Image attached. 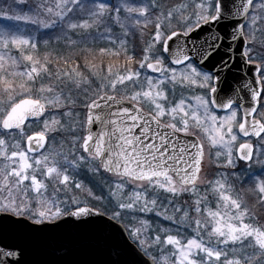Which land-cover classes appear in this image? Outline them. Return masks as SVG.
<instances>
[{
	"label": "snow or ice",
	"instance_id": "6c2138e0",
	"mask_svg": "<svg viewBox=\"0 0 264 264\" xmlns=\"http://www.w3.org/2000/svg\"><path fill=\"white\" fill-rule=\"evenodd\" d=\"M12 6L37 35L0 27V264H264V0Z\"/></svg>",
	"mask_w": 264,
	"mask_h": 264
},
{
	"label": "trees",
	"instance_id": "16d2710c",
	"mask_svg": "<svg viewBox=\"0 0 264 264\" xmlns=\"http://www.w3.org/2000/svg\"><path fill=\"white\" fill-rule=\"evenodd\" d=\"M3 2L4 3H8V2H12L13 3V0H0V3ZM4 4V5H6ZM2 4H0V7H1ZM17 11H20V9H17ZM17 26L19 27H22V28H26L27 30L31 31L33 33V27L31 24H29L27 27H23L22 25L18 24ZM49 34L47 35H43V34H39V38H49V40H54L52 41L51 44H48V45H43L41 46V49L40 51L43 53L45 51H47L48 53H50L51 55L55 56L57 55V53L59 52L61 55H67V54H70L72 52V49L70 48H65L66 51H64L63 49L62 50H59V49H55V50H50L49 49V45H53V44H60V45H63L64 46V42L63 41H56L54 39L55 35H57L58 33H54L52 30L48 31ZM104 41H100L96 47H103ZM65 47V46H64ZM131 54V53H129ZM88 60L91 61L92 63L98 65V66H103V67H106L108 65L109 62H112L114 65H123L124 64V60L123 58H119V59H114V58H110L108 56H96L95 59H93L92 56H89L88 57ZM87 74V73H86ZM92 186V185H91ZM152 219L156 220L157 222L160 221V217H155V216H152ZM165 226H169L167 222H165ZM172 230L175 231V226H172ZM189 233L185 232L184 235H188Z\"/></svg>",
	"mask_w": 264,
	"mask_h": 264
},
{
	"label": "rangeland",
	"instance_id": "374dc122",
	"mask_svg": "<svg viewBox=\"0 0 264 264\" xmlns=\"http://www.w3.org/2000/svg\"><path fill=\"white\" fill-rule=\"evenodd\" d=\"M2 1H3V0H2ZM112 2H113V3H117L118 0H112ZM0 4H2L1 7H0V9H2V10H4V11H8V14H9V15L13 14L14 12H19V11H17V8H15L14 6H12V4H13L12 2H11V3L8 2L7 4L4 3V4H6V5H4L3 2H1ZM10 6H12L11 11H9V7H10ZM24 11L26 12V11H27V8H24ZM18 24L22 25L23 27H27V26L29 25V24L25 23L24 21L8 20V19H6L3 15H0V27H3V26H17ZM32 27H33V35H37V33L35 32V26L32 25ZM48 31H50V30L40 28V30H39V34L47 35V34H49ZM39 34H38V35H39ZM44 39H45L44 37L41 38V39H39L40 49H41V46L44 45V44H43V40H44ZM46 39H49V38H46ZM49 41H50L49 44H51L52 41H54V40H49ZM103 45H104V46H107V47H109V48H111V45H107L105 42L103 43ZM65 48H66V47H64L63 45H60V44L49 45V49H50V50H55V49L62 50V49H63L64 51H66ZM185 94H186V95H190L191 93H185ZM257 118L259 119V117H257ZM33 127H36V126L33 125ZM251 142L255 143L256 141L253 140V139H251ZM206 160H207V158H206ZM254 170H255L257 173H259V172L261 171V169H260V167H259L258 165H254ZM80 178H81V179H84L85 182L88 183L90 186H91V185H94V184L97 183V178H96V177H92L91 175H87V176L82 175ZM94 190H97V189L94 188ZM98 194H99V192H98ZM148 257H149V256H148ZM149 258H150V257H149Z\"/></svg>",
	"mask_w": 264,
	"mask_h": 264
},
{
	"label": "water",
	"instance_id": "95a60500",
	"mask_svg": "<svg viewBox=\"0 0 264 264\" xmlns=\"http://www.w3.org/2000/svg\"><path fill=\"white\" fill-rule=\"evenodd\" d=\"M237 3H239V0H237ZM245 72H247V67H245ZM248 99L249 98L247 96H244L242 93L240 103L244 105L245 107H247ZM5 243L14 244L16 243V241L12 239H7L5 240ZM8 250H11V249H8ZM41 258L43 257H41L39 253L34 252L31 248H29L27 255L24 257V260L27 261L28 264H32V262L39 260ZM9 259H12V258H9ZM135 259H136L137 264H151V260L148 259L145 255H136Z\"/></svg>",
	"mask_w": 264,
	"mask_h": 264
}]
</instances>
